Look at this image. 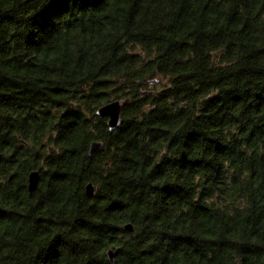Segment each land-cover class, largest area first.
Wrapping results in <instances>:
<instances>
[{
	"label": "trees",
	"instance_id": "trees-1",
	"mask_svg": "<svg viewBox=\"0 0 264 264\" xmlns=\"http://www.w3.org/2000/svg\"><path fill=\"white\" fill-rule=\"evenodd\" d=\"M0 8V264H264V0Z\"/></svg>",
	"mask_w": 264,
	"mask_h": 264
},
{
	"label": "water",
	"instance_id": "water-1",
	"mask_svg": "<svg viewBox=\"0 0 264 264\" xmlns=\"http://www.w3.org/2000/svg\"><path fill=\"white\" fill-rule=\"evenodd\" d=\"M1 16V8H0ZM143 80V79H142ZM144 81V80H143ZM145 91H142V94H145ZM96 113L99 116L107 118V125L110 130L117 128L122 121V101L120 99L110 100L106 103H103L96 109ZM103 146V142L100 140H93L89 146V154L99 151ZM41 179L40 170L35 168L29 172L28 175V191L31 193L37 189ZM86 193L90 196L94 195L96 192V185L93 181H88L85 185ZM124 229L128 232L134 231V225L132 223H127L124 225ZM108 256L111 262L115 261L116 252L114 249L108 250Z\"/></svg>",
	"mask_w": 264,
	"mask_h": 264
}]
</instances>
